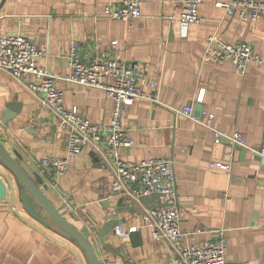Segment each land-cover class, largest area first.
I'll list each match as a JSON object with an SVG mask.
<instances>
[{"label":"crops","instance_id":"obj_1","mask_svg":"<svg viewBox=\"0 0 264 264\" xmlns=\"http://www.w3.org/2000/svg\"><path fill=\"white\" fill-rule=\"evenodd\" d=\"M115 1L0 0V34H19L45 48L47 56L37 63L51 73L67 72L72 41L83 58L98 51L143 67L157 87L140 89L152 91L156 100L136 98L122 115L133 145L121 147L120 157L171 158L185 241L200 244L223 229L225 264H264V162L242 146L214 142L212 130L195 120L204 111L214 128L242 132L248 146L264 142V62H250L240 73L229 61L202 59L207 37L214 35L248 42L264 61V18L227 17L215 5L224 0H203L200 21L167 22L164 17L178 14L184 0H141V16L129 23L104 14V4ZM33 80L30 74L18 78L0 70V144L33 180L40 178L45 196L87 236L98 264L166 263L174 255L172 246L165 238L155 239L143 223L151 205L126 191L110 192L112 168L103 147L87 145L67 156L66 170L57 176L42 168L43 157L66 156V133L42 105V95L27 87ZM56 86L64 106H76L94 123L108 122L112 100L103 90L62 80ZM10 103L18 104L17 110ZM185 105L192 106L195 119L177 113ZM5 113L11 115L2 121ZM212 161L230 167H210ZM19 187L0 163V264H88L82 248L43 209L37 211L47 224L25 211ZM117 225L137 229L119 238Z\"/></svg>","mask_w":264,"mask_h":264},{"label":"built area","instance_id":"obj_2","mask_svg":"<svg viewBox=\"0 0 264 264\" xmlns=\"http://www.w3.org/2000/svg\"><path fill=\"white\" fill-rule=\"evenodd\" d=\"M203 0H184L178 14L164 17L167 22L182 23L201 20L199 5ZM141 0H116L103 6L104 14L110 18L121 19L131 23L141 16ZM215 5L223 9L227 17L235 16L242 21H253L264 18V0H224ZM202 53V59L215 62L229 61L240 72H245L248 64L263 63L248 42H228L209 35ZM116 41L112 40L114 44ZM47 56L45 48H39L28 38L19 34H0V70L15 77L30 74L34 80L27 84L32 92L42 95L44 107L52 111L57 124L66 133V156H45L40 160L43 169L53 175L66 170L67 156L81 152L84 146L103 147L107 160L111 162L112 179L110 192L117 194L126 191L135 200L140 197L159 195L163 206L145 211L143 223L152 228L155 239L165 238L174 250V255L164 264H225L226 249L224 230L219 229L217 237L206 242L195 244L185 241V233L179 224V209L175 205L173 162L169 157H149L139 161L124 160L120 157L121 147L133 145V140L122 127V115L136 98L155 101L152 91L140 89L141 85L151 90L157 83L148 79L143 67L132 62L118 60L109 53L94 51L83 58L81 47L70 42L67 51V72L51 73L37 61ZM56 80H62L87 87L103 90L112 100L109 120L106 124L94 123L76 106L68 108L63 104V92L56 86ZM202 90L196 101L202 100ZM177 113L195 119L192 106L178 108ZM201 118L195 119L202 126L212 130L214 142L225 140L231 144L246 148L251 155H257L264 162V142L259 147L246 144L244 134L240 131L223 132L213 127L212 117L201 112ZM210 167L228 170L230 165L223 161H212ZM66 199V197H65ZM137 226L114 227V233L124 238L135 231ZM106 264H112L107 262Z\"/></svg>","mask_w":264,"mask_h":264},{"label":"water","instance_id":"obj_3","mask_svg":"<svg viewBox=\"0 0 264 264\" xmlns=\"http://www.w3.org/2000/svg\"><path fill=\"white\" fill-rule=\"evenodd\" d=\"M12 110H17L18 104H8ZM202 107H198V111H201ZM9 115L5 113L4 121ZM0 163L5 166L9 171L13 173L15 178L20 184L18 188V196L22 207L25 211L36 218L43 224H47L45 216H42L37 209H43L47 216H49L60 228H62L77 244L82 248L88 264H98L97 258L94 253L93 246L87 236L79 231L73 224H71L64 216V211H60V207H56L51 200H49L45 194L41 191L38 184L41 180L38 176L33 180L29 174L23 169L19 162L13 158L7 150L0 144ZM158 194H152L150 196L140 197L139 200L145 204L151 205V208L160 207L164 204L159 201ZM31 198L35 202H32ZM156 203V204H155Z\"/></svg>","mask_w":264,"mask_h":264}]
</instances>
